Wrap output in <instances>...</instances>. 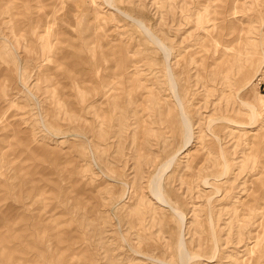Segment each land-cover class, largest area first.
Here are the masks:
<instances>
[{
  "label": "rangeland",
  "instance_id": "obj_1",
  "mask_svg": "<svg viewBox=\"0 0 264 264\" xmlns=\"http://www.w3.org/2000/svg\"><path fill=\"white\" fill-rule=\"evenodd\" d=\"M203 1L43 0L41 8H24L20 0H0V71L5 72L0 78V135L18 129L28 139L26 145L31 141L29 148L47 144L68 156L62 163L43 160L46 181L23 179L13 168L14 160L8 163L0 158L4 211L13 205L32 222L31 217L39 215L55 231L72 226L71 249L63 252L49 239L46 228L23 230L21 241L30 248L29 254L39 246L51 253L42 264L75 261L77 253L81 258L82 248L92 259L89 264H181L180 239L190 256L197 255L190 264H205L208 259L211 264H264V201L251 202L259 195L248 179L255 172L252 166L264 161V132L247 137L239 126L233 132L225 121L241 126L251 121V109L239 101L242 98L257 110L253 128L264 125V0L236 4V19L243 21L241 43L230 49L229 63L206 66L203 63L211 52L196 37L212 14V4ZM16 11L23 25L16 24ZM195 49H203L200 62L192 56ZM113 52L131 59L121 69L140 79L144 88L121 84L105 95L118 93L125 101L100 124L98 115L86 108V97H91L82 88V68L103 80L110 67L116 68ZM181 60L193 63L183 71ZM169 73L174 88L169 85ZM139 90L145 94L143 103L131 112ZM156 96L161 101L153 102ZM182 114L191 131L187 144ZM110 124L115 127L110 129ZM253 141L261 146L257 158L250 152ZM6 144L1 145L2 152L26 150L24 143ZM247 145L251 147L244 155ZM70 167L77 170L69 183L65 174ZM203 177H211L210 185L203 186L199 181ZM158 178L163 201L149 191ZM25 181L46 185L43 198L40 195L34 201L29 194L17 196L16 188L10 189L17 185L23 189ZM84 184L94 199L65 192ZM140 189L142 198L137 200ZM237 200L239 207L250 200L251 208L236 212ZM9 220L6 228L18 219ZM258 222L263 223L258 227ZM30 231L32 237L23 235ZM253 236L258 244L251 254L248 237ZM62 247L66 248V242ZM64 254L70 259H63ZM3 260L0 264L6 263ZM25 261L10 264H35Z\"/></svg>",
  "mask_w": 264,
  "mask_h": 264
},
{
  "label": "bare ground",
  "instance_id": "obj_2",
  "mask_svg": "<svg viewBox=\"0 0 264 264\" xmlns=\"http://www.w3.org/2000/svg\"><path fill=\"white\" fill-rule=\"evenodd\" d=\"M21 1V7L27 8L29 6H36L37 8H41L45 5V3H43V0H20ZM107 1V0H105ZM243 0H204L202 4H207V3H211V8H212V14L208 17H206V25L202 26L199 28L198 34H197V41H199V44L201 47L208 49L209 52H211L207 57H206V62L204 61L203 65L206 66L208 65H221V64H227L229 63L230 60V49H234L236 46L240 45L241 43V31H242V24L243 21H241L240 19H236L237 16H235V8H236V4L238 3V5L240 3H242ZM2 6V5H1ZM14 9L17 7V5L13 6ZM114 8V7H113ZM117 9V8H116ZM17 10V9H15ZM163 10V9H162ZM20 15L17 13V11L13 14V18L15 19L16 24L18 23L19 25H23V21L21 18H19ZM130 18V17H129ZM132 18V17H131ZM130 18V19H131ZM246 22V21H245ZM138 23L140 24V22L138 21ZM183 23V22H182ZM142 27H144V25L141 23L140 24ZM196 27V29L198 28V22L196 20H194V26L193 28ZM147 28V27H146ZM178 31V30H177ZM33 31L31 32V34H33ZM48 36V35H47ZM40 37V36H39ZM38 37V38H39ZM190 37V36H189ZM37 38V37H36ZM37 38V39H38ZM3 39H7V38H3ZM42 41V40H41ZM158 41V42H157ZM157 43H159V40L157 39ZM16 43V41H15ZM18 43V42H17ZM22 43V41H21ZM40 43V42H39ZM45 43V42H44ZM22 45V44H21ZM45 45V44H44ZM20 46V45H19ZM48 46V45H47ZM21 49V48H20ZM47 49V48H45ZM177 49V48H176ZM14 50V49H13ZM203 50V49H202ZM202 50L200 49H195V50H191L192 51V56L196 55V57H198V62H200L201 58H203L204 56L201 54ZM46 51V50H45ZM49 51V50H48ZM41 54V51H39ZM16 53V51H15ZM50 53V52H48ZM114 56H112L111 61H113V64L115 65V69L112 70L113 68L110 67L111 71H107L106 75H103V80L100 78V80L96 79V76L94 77L92 74L91 70H84V68H82V88L84 91L87 92V94H89L86 97V99L88 100V104L86 105L87 109H92L95 113V115H98V119H97V123L99 122L100 124L103 123V118H105V116L107 114H109L110 112L115 113V111H117L118 109H121V106L123 105L125 99L123 98V96H119V94L117 93V95H111L110 98L105 97V95L107 96V94H111L112 90L114 89H118V87L121 84H126V85H133L137 84L139 85V89H143V83H141L142 81L140 79H138L137 77H133L131 76V74L127 73L126 71H123L121 68H123L124 66H129V62H131V59L128 58L127 56H123L120 55L117 52H113ZM181 54V53H180ZM234 56V55H233ZM17 57V56H16ZM163 57V56H162ZM176 57V56H175ZM188 57V56H187ZM152 59V58H151ZM4 61V60H3ZM182 61V60H181ZM6 62V61H5ZM42 62V61H41ZM193 63V62H192ZM189 60H185L181 62L182 65V69L183 71H186L189 67L190 64H192ZM210 63V64H209ZM21 66V64H20ZM100 66V65H99ZM119 70L118 71V67ZM35 69V68H34ZM207 69V68H206ZM169 70V69H168ZM140 71V70H139ZM167 72V71H166ZM3 73H5L4 71H0V78L3 75ZM205 76V75H204ZM168 77V76H167ZM44 78V77H43ZM95 78V79H94ZM169 80L171 82V84H169L170 86L172 85L173 88L175 87V82H174V78L172 77L171 73H169ZM5 82V81H4ZM184 83V82H183ZM197 83V82H196ZM214 83V82H213ZM216 83V82H215ZM74 84V83H73ZM212 84V83H211ZM46 85V84H45ZM182 85V84H181ZM185 85V83H184ZM106 87L107 90L103 91L101 93H99V91L101 90V88ZM148 86V85H147ZM222 86V85H221ZM220 86V87H221ZM45 87V86H44ZM43 88V87H42ZM76 88V87H75ZM105 88V89H106ZM245 88V87H244ZM243 88V89H244ZM242 90V89H241ZM44 91V89H43ZM78 91V90H77ZM45 92V91H44ZM116 92V91H115ZM216 92V91H215ZM209 93V92H208ZM145 94L141 93V91H137L135 96L133 97V102L135 103L133 108H131V112L133 110H136V108H138L142 103H143V98H144ZM222 96V95H221ZM263 96V95H261ZM236 97V96H235ZM177 95H176V99H177ZM238 99V98H237ZM261 100V99H260ZM58 101V100H57ZM142 101V103L140 102ZM158 101H161L160 97H155L153 99V102L157 103ZM178 101V100H177ZM239 101L244 104L246 107L248 106L251 109L252 112V119L251 121L248 123V125H239V124H234L233 122H230L229 120H225L226 122L229 123V125L231 126V130H233V132H235V128L234 127H238L240 129L241 134H243L244 136L247 137H251L254 138L255 135L257 133H262L264 132V125H257L255 127V129L253 128V123L256 122V118H257V110L254 106L253 103L244 100L242 98L239 99ZM175 102V101H174ZM213 102V101H212ZM207 103V102H206ZM224 103V102H223ZM55 104V103H54ZM57 105V104H56ZM181 105V104H180ZM179 105V106H180ZM210 105V104H209ZM58 106V105H57ZM63 107V105H62ZM210 107V106H209ZM61 108V107H58ZM237 108V107H236ZM57 111V110H56ZM59 111V110H58ZM158 111V110H157ZM201 111V108H200ZM180 112V111H179ZM3 111H2V107L0 105V123H3V119L1 120V118H3ZM66 115V114H65ZM2 116V117H1ZM100 117V119H99ZM143 117V116H142ZM79 118V117H78ZM182 119H183V133L185 134V142L187 144V142L189 141V122L187 121L186 117L182 114ZM210 119V118H209ZM213 119V118H211ZM210 119V120H211ZM221 120V119H219ZM128 121V120H127ZM213 121V120H212ZM223 121V119H222ZM205 122V121H204ZM15 123V122H14ZM209 123V122H208ZM17 124V123H16ZM195 124V123H194ZM220 124V123H219ZM110 129H112L114 126V124H110ZM207 128V127H205ZM235 129V130H234ZM103 130L102 128H100L99 131ZM206 131V130H205ZM98 132V131H97ZM207 132V131H206ZM84 133V132H83ZM100 133V132H98ZM208 133V132H207ZM209 134V133H208ZM4 134L0 135V147L1 145H3V142H7L8 144H6V147H9V143H11V141L13 140V142L15 143H24L26 146V150L25 151H19L16 149H7L5 150V152H2V149H0V158L1 161H7L8 163L13 162L12 160H14V164H13V168L15 169L16 173L23 179L28 178V179H32L33 180H42V181H46V174L44 171L48 170L46 168H44L43 165V160H52L56 163H62L64 161L67 160V155H65L64 152H62L61 150H57L54 147H51L50 145H43L42 147H34V148H29V144L31 143L28 142L26 145V141H28V139H25V135L21 130L18 129H12L10 134L8 136H3ZM79 135V134H77ZM63 136V135H61ZM67 136V135H66ZM202 136V135H201ZM41 137V136H40ZM82 137V136H81ZM85 137V136H84ZM201 138V137H200ZM38 139V138H36ZM245 139V138H244ZM243 140V139H242ZM60 141V140H59ZM88 141V140H86ZM251 141V140H250ZM196 142V140H195ZM220 143V142H219ZM52 144V143H51ZM191 144V143H190ZM192 144H194L192 142ZM197 144V143H196ZM243 144V143H242ZM247 144V143H246ZM195 145V144H194ZM53 146V145H52ZM161 146V145H160ZM192 146V145H191ZM249 146V147H248ZM97 147V146H96ZM195 147V146H194ZM221 147V146H220ZM251 145H247L246 150L244 151V155H246L249 150H250ZM261 147V146H260ZM259 145L253 141L252 143V151L250 150V152H252L255 155V158L258 157V152H259ZM182 148V147H181ZM193 149V148H192ZM180 150V149H179ZM178 150V151H179ZM191 150V149H190ZM221 150V149H220ZM188 151V149H187ZM222 151V150H221ZM177 152V151H175ZM192 152V151H191ZM241 152V151H240ZM194 153V151H193ZM192 153V154H193ZM222 153V152H221ZM182 154V152H181ZM184 154V153H183ZM191 154V155H192ZM174 155V154H173ZM172 155V156H173ZM216 156V155H215ZM238 156V155H237ZM245 157V156H244ZM116 158V157H115ZM168 159V158H167ZM166 159V161H167ZM219 159V158H217ZM197 160V159H196ZM260 160V159H259ZM152 162V161H151ZM258 162V161H257ZM261 164L259 165L258 163H256V166L252 168L254 169L255 172H253L252 174H250L249 179V183L254 184L255 190H256V194L258 192L257 198L251 202H254L255 204L260 203L261 201H264V161H260ZM185 163V162H184ZM199 163V162H198ZM64 164V163H63ZM93 164V163H92ZM162 164V163H160ZM183 164V162H182ZM243 164V163H242ZM241 165V164H240ZM224 166V164H223ZM247 166V165H246ZM149 167V166H148ZM191 167H194L191 165ZM197 167V166H196ZM62 169V167H61ZM77 168H72L70 167L65 176L70 182H73V180H75L73 178V176L75 175ZM157 170V169H156ZM224 170V169H223ZM222 170V171H223ZM241 171V170H240ZM100 172V171H99ZM224 172V171H223ZM245 172V171H244ZM155 173V172H154ZM159 173V171H158ZM157 173V174H158ZM36 174H39L38 176H36ZM223 174H221L222 176ZM182 176V175H181ZM196 176V175H195ZM256 176V177H255ZM157 177V176H156ZM194 177V176H193ZM197 177V176H196ZM39 178V179H38ZM151 178V177H150ZM200 178V177H198ZM210 179L211 177H203L201 178V183L203 184V186H208L210 185ZM221 179V177L219 178ZM224 179V178H223ZM222 179V180H223ZM158 179H155L152 181L151 186H150V193L157 199L163 201V197L161 194V187L158 185ZM216 181V179H214ZM150 181V180H149ZM194 182V181H193ZM124 183V182H123ZM134 183V182H133ZM140 183V182H139ZM143 183V182H142ZM196 184V182H195ZM142 185V184H141ZM140 185V186H141ZM257 188H256V186ZM84 187L81 188H77V187H71V188H65V192L69 191L71 193L77 194V196L79 197L80 195L85 196V198H88L89 200L94 199V195H93V191H88V187L86 186V184L83 185ZM133 186V185H132ZM148 186V185H147ZM186 186V185H185ZM45 187H47L46 185H40V184H36L35 186L31 185L29 182L25 181V186L23 189L18 190V185L17 186H11V188L15 189L16 188V192L15 194L17 196H21L20 193L23 195H27L29 194L31 196V198L35 201L37 198H39V196L41 195L42 198L44 196V194L47 192ZM142 187V186H141ZM5 188V183L0 181V190ZM143 188V187H142ZM205 188V187H204ZM252 188V187H251ZM185 189V188H184ZM250 189V188H249ZM143 190V189H142ZM142 190L140 189L139 193H137V200H139L140 198H142ZM253 190V192L255 191ZM145 191V190H144ZM148 191V192H149ZM237 191V190H236ZM20 192V193H19ZM184 192V191H183ZM196 192V191H195ZM247 192V191H245ZM134 193V192H132ZM144 193V192H143ZM223 193V192H222ZM244 193V192H243ZM194 194V193H193ZM220 194V193H219ZM245 194V193H244ZM255 194V195H256ZM216 195V194H215ZM214 195V196H215ZM219 196V195H217ZM221 196V195H220ZM244 197V196H243ZM31 199V201H32ZM125 199V198H124ZM149 199V198H148ZM207 199V198H206ZM234 199V198H233ZM238 199V198H237ZM121 200V199H120ZM242 200V199H241ZM247 200V199H246ZM135 201V200H134ZM238 201V200H237ZM140 202V201H139ZM239 202V201H238ZM124 203V202H123ZM43 206H46V204L42 201ZM117 204V203H116ZM39 205V204H38ZM118 205V204H117ZM149 205V203H148ZM241 204L239 202V205L236 206L234 208V210L237 212L238 209L241 211L246 210L245 208L248 206L250 207V200L249 203L245 206V207H239ZM262 205V204H261ZM113 206V205H112ZM141 206V205H140ZM163 206V205H162ZM166 206V205H165ZM231 206V205H230ZM234 206V205H233ZM142 207V206H141ZM217 207V206H216ZM5 208V207H3ZM100 208V207H99ZM113 208V207H112ZM173 208V207H172ZM251 208V207H250ZM5 209H7L9 212H6L2 209V207L0 206V259L2 257L3 262H6L5 264H10V262H17V260H21V259H25V262H33L35 264H42L40 261L42 260H47L49 259V257H51V253L46 252L44 249L41 250L42 247H36L35 249H32L33 253L29 254V250L30 248L25 246L21 239L22 236L21 234L23 233V230L27 231L28 229L32 230V232H36V230L41 229V231H45V228L48 230L49 234V239H53L56 245V248L59 252H63V250H69L71 249L72 246V242H73V237L74 235L72 234V226H70L69 224V228L66 231H55V229L52 227L51 223L48 220L43 219L42 217H40L39 215H33L31 218H34L35 221L32 222L29 219L28 214H24V213H20L16 210H14V206L10 205L7 206ZM103 209V208H101ZM111 209V208H110ZM122 209V208H121ZM208 209V207H207ZM232 209V208H231ZM16 211V212H15ZM191 211V210H190ZM197 211V210H194ZM262 212V211H261ZM163 214V213H162ZM187 215V214H186ZM242 215V214H241ZM16 218L17 217V221L15 222V220L13 222H11V225L9 228L5 227L6 222H9L11 217ZM77 216V215H76ZM237 216V215H236ZM185 217V216H184ZM201 217V216H200ZM239 217V216H238ZM182 218V217H181ZM262 218V217H260ZM67 219V218H66ZM149 219V218H148ZM9 220V221H8ZM152 220V219H150ZM248 220V219H247ZM238 222H241L240 219H237ZM87 222V221H86ZM227 222V221H226ZM229 222V221H228ZM255 222V221H254ZM55 224V221L53 222ZM105 223V222H104ZM157 223V222H156ZM237 223V222H235ZM263 223V222H262ZM262 223L258 222L257 226L259 227L260 225H262ZM68 224V222H67ZM209 224V223H208ZM238 224V223H237ZM116 225V224H115ZM124 225V224H123ZM135 225V224H134ZM254 225V224H253ZM151 226V225H150ZM235 226V225H234ZM240 226V224H239ZM210 227V226H208ZM229 227V226H228ZM231 229V227H229ZM245 228V227H244ZM106 229V228H105ZM6 230V231H4ZM210 230V229H209ZM239 230V229H237ZM192 231V229H191ZM258 231V230H257ZM5 233H8V235H5ZM104 233V232H103ZM23 235H28L32 237V233L30 231V233H24ZM241 235V233H240ZM21 236V237H20ZM211 236L213 237L214 235ZM85 237V236H84ZM257 236H253V237H248V240L250 241V239H252L251 243H249L248 247H247V251L249 250L252 254V252L255 250V247L258 244V241L256 240ZM239 240V237H237ZM87 239V238H86ZM247 239V238H246ZM213 240V239H212ZM107 241V240H106ZM66 242V248L64 249V247H62V244ZM68 242L70 245H68ZM97 242V241H96ZM214 242V240H213ZM178 243V242H177ZM61 244V245H60ZM253 244V245H251ZM21 245V246H19ZM179 245H180V251H178V253L181 252L182 254V262L181 264H190V260L195 256H190L189 253L187 252V250L185 249L184 242L182 239H180L179 241ZM94 246V244H93ZM110 247V246H109ZM102 248V247H101ZM48 249V248H46ZM74 249V248H72ZM83 250L79 249V252L81 253V258H79V254L77 253L78 258L75 261H71V262H67V264H89L90 261L92 260L90 258V256L88 255V251L85 248H82ZM213 251V250H212ZM254 254V253H253ZM257 254V253H256ZM193 255V254H191ZM230 255V254H229ZM69 255L64 254L63 259H70V257H68ZM143 256V255H142ZM233 256V255H232ZM230 257V256H229ZM228 257V258H229ZM234 257V256H233ZM245 257V255H244ZM198 258H200L198 256ZM252 258V256H251ZM154 259V258H153ZM180 260V259H179ZM209 261L206 260L205 264H211V262H207ZM224 261V260H223ZM226 261V260H225ZM244 261V260H243ZM19 262V261H18ZM252 262V261H251ZM109 263V262H108ZM239 263V262H238ZM246 264H249L250 262H244ZM17 264V263H16Z\"/></svg>",
  "mask_w": 264,
  "mask_h": 264
}]
</instances>
